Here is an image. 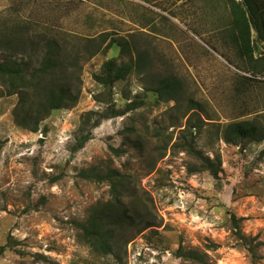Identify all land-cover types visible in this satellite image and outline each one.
I'll return each mask as SVG.
<instances>
[{"label":"rangeland","instance_id":"obj_1","mask_svg":"<svg viewBox=\"0 0 264 264\" xmlns=\"http://www.w3.org/2000/svg\"><path fill=\"white\" fill-rule=\"evenodd\" d=\"M222 2L0 0V34L13 32V27L29 28L28 36L55 39L74 53L86 47L103 48L113 38L145 51L153 74L175 75L183 81L186 94L201 104L206 125L196 146L209 157L218 153L222 162L218 182L207 172L188 175L192 161L182 152L168 150L149 173L147 156L128 145L125 130L133 127L137 133L130 138L140 134L149 152L159 145L152 137L153 128L174 133L182 129L171 125L172 103L154 106L149 94V105L100 121L91 128L84 147L72 153L82 134L78 128L83 116L93 111L97 120L106 107L94 100L101 87L93 74L104 61L118 56L117 47L80 61L79 103L53 112L36 134L14 124L17 97L0 96V247L9 242L0 264H188L175 257L178 248L205 253L209 264H252L244 240L231 233V215L243 219L241 234L255 237L251 242L258 248L255 261L264 264V141L242 147L217 138L218 126L264 114V74L255 77L263 82L251 83V94L241 101L236 77L250 75L237 69H244L245 62L224 39L230 14ZM100 36H106L105 43ZM252 39L256 57L264 56V45L255 33ZM3 56L0 52V59ZM148 82L146 75L133 73L118 84L115 110L123 108L124 98L143 94ZM109 147L126 152L117 157ZM157 156L153 152L151 159ZM90 167H113L137 176L158 216L160 227L133 239L121 263L94 256L77 237L74 224L87 216L92 205L109 199L105 184L79 179L80 170Z\"/></svg>","mask_w":264,"mask_h":264},{"label":"trees","instance_id":"obj_2","mask_svg":"<svg viewBox=\"0 0 264 264\" xmlns=\"http://www.w3.org/2000/svg\"><path fill=\"white\" fill-rule=\"evenodd\" d=\"M221 1H224L222 4L227 6L230 14V17L227 16L228 32L224 39L234 47L237 57L245 62L244 69H237L250 75L236 77V95L244 101V97L251 94L250 84L263 82L255 78L264 74V56L256 57L257 45L254 44L252 33H255L257 42L264 45V0ZM13 28L11 33L0 34V52L4 54L0 59V96L17 97L12 111L17 127L36 134L43 120H47L53 112L73 108L81 98L80 61L90 59L98 53L106 55L117 47L118 56L104 61L99 72L93 74L94 81L101 87V93L98 94L100 96L94 100L97 104L105 103L106 107L97 120L94 119L96 112L93 111L83 116L78 128L82 134L72 147V153L84 147L90 139L91 128L97 127L100 121L135 113L149 105V94L153 97L154 106L172 103L169 111L175 117L170 119L171 125L177 129L182 128L177 133L166 132L163 127L153 128L152 137L158 138L159 145L149 152L144 148L146 146L143 145L140 134L134 140L130 138L137 133L133 127L125 130L124 140L128 145L140 156H147L149 173L154 171L157 161L170 150L173 153L182 152L192 161L187 165L188 175L207 172L219 182L222 167L220 155L215 152L212 157L206 156L196 146L197 136L206 125L205 119L200 115V112H204L201 104L186 94L183 81L175 75L153 74V64L145 51L130 48V43L124 39L113 38L103 48L86 47L83 52L74 53L59 46L55 39L28 36L29 28ZM100 39L103 43L106 42V36H100ZM15 57L22 60L17 62ZM133 73L146 75L148 85L144 87L143 94L124 98L123 108L115 110L114 89ZM243 115L248 114L240 116ZM183 119L186 120L181 123ZM217 138L228 146L244 147L249 142H263L264 114L218 126ZM109 149L117 157L126 152L123 148ZM153 152L158 155L155 161L151 159ZM78 177L91 183L105 184L109 195L107 201L92 205L87 216L74 224L78 240L94 256L111 257L121 263L122 254L133 239L147 230L160 227L152 199L140 188L137 176L121 172L117 168L90 167L80 170ZM231 220V233L239 240H244L242 242L250 261L256 264L255 250L258 248L251 245L255 237L248 238L241 234L239 223L243 221L242 218L231 215ZM246 239L250 240V244ZM8 244L9 242L0 247V255L5 252ZM175 257L188 264H209L206 254L197 250L178 248Z\"/></svg>","mask_w":264,"mask_h":264}]
</instances>
